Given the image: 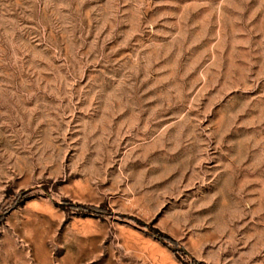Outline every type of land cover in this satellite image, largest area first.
I'll list each match as a JSON object with an SVG mask.
<instances>
[{
  "label": "rangeland",
  "instance_id": "374dc122",
  "mask_svg": "<svg viewBox=\"0 0 264 264\" xmlns=\"http://www.w3.org/2000/svg\"><path fill=\"white\" fill-rule=\"evenodd\" d=\"M0 264H264V0H0Z\"/></svg>",
  "mask_w": 264,
  "mask_h": 264
}]
</instances>
